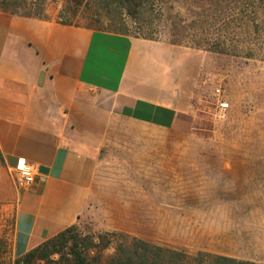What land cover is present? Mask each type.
I'll return each instance as SVG.
<instances>
[{"label":"crops","instance_id":"0c3cea01","mask_svg":"<svg viewBox=\"0 0 264 264\" xmlns=\"http://www.w3.org/2000/svg\"><path fill=\"white\" fill-rule=\"evenodd\" d=\"M45 13L0 10V212L11 218L12 258L86 219L149 242L264 264V194L219 195L258 184L250 180L257 175L218 171L226 183L203 171L178 178L137 170L134 181L113 174V161L101 155L128 136L130 146L148 143L152 162L161 158L159 133L192 128L183 115L197 67L169 44L62 24L46 6ZM17 157L36 169L26 189L15 184Z\"/></svg>","mask_w":264,"mask_h":264},{"label":"rangeland","instance_id":"374dc122","mask_svg":"<svg viewBox=\"0 0 264 264\" xmlns=\"http://www.w3.org/2000/svg\"><path fill=\"white\" fill-rule=\"evenodd\" d=\"M64 3L65 0H49L46 7L58 11ZM160 3L152 40L169 44L175 54L197 67L189 112L183 115L192 128L176 134L163 131L156 136L162 142L154 153L161 154L163 162L158 161L162 157L157 156L152 157L156 162L151 161L150 147L146 142L130 146L128 136L123 140L119 136V139L114 138V143L108 147L111 151L103 146L101 155L108 154L113 161L110 166L113 174L122 177L126 174L134 181H137V170L145 171L151 177L178 178L197 176L203 171V176L210 180H225L226 183L231 179L217 178L218 171L225 170L227 175H244L238 173L249 171L258 176L250 178L258 184L246 185L242 189L226 188L219 195L226 200L233 189L251 195L253 199L264 194V0H160ZM74 19L84 22L82 16ZM142 23L134 25L129 22L130 29L135 31L132 35L143 31ZM217 37L224 39V44L215 43ZM199 38L203 39L204 48L194 47ZM215 45L226 50L207 49ZM248 51L251 56L245 54ZM216 88L220 89L219 96H216ZM218 98L229 102V108L223 113H219ZM173 155L177 158L171 159L177 161L168 162ZM118 180L122 181L121 177ZM210 197L213 200L215 195L211 193ZM256 205L255 201L250 207ZM243 218L248 220L247 216ZM122 220L123 217L119 216L118 221ZM230 220L231 216L220 219L226 223ZM78 226L83 232L120 231L103 229L86 219L80 220ZM11 232V218L1 211L0 264H14L9 244ZM179 249L192 255L197 252L193 248ZM113 250L111 245L104 254Z\"/></svg>","mask_w":264,"mask_h":264},{"label":"trees","instance_id":"16d2710c","mask_svg":"<svg viewBox=\"0 0 264 264\" xmlns=\"http://www.w3.org/2000/svg\"><path fill=\"white\" fill-rule=\"evenodd\" d=\"M49 0H0V10L12 14L47 18L45 6ZM160 0H65L57 13L62 24L78 25L95 30L132 35L129 22L142 23L135 37L154 39V25L158 22ZM82 16L84 22L75 21ZM141 28V27H140ZM204 38V35H203ZM203 39L194 47L204 48ZM217 37V44H224ZM209 50L225 51L223 47ZM247 56L252 53L246 52ZM79 224L69 225L37 246L15 258L14 264H263L247 259L217 255L198 250L189 254L184 249L163 246L122 231L83 232ZM113 246L112 253L104 251Z\"/></svg>","mask_w":264,"mask_h":264},{"label":"built area","instance_id":"2783aa9c","mask_svg":"<svg viewBox=\"0 0 264 264\" xmlns=\"http://www.w3.org/2000/svg\"><path fill=\"white\" fill-rule=\"evenodd\" d=\"M216 96H219L220 89H215ZM217 107L219 113H223L224 110L229 108V102L223 99H217ZM14 179L17 188L26 189L34 181L36 169L32 163L27 161L24 157H17L14 167Z\"/></svg>","mask_w":264,"mask_h":264},{"label":"water","instance_id":"95a60500","mask_svg":"<svg viewBox=\"0 0 264 264\" xmlns=\"http://www.w3.org/2000/svg\"><path fill=\"white\" fill-rule=\"evenodd\" d=\"M38 170H39V171L46 172L45 170H47V169H45V167H43V166H40V167L38 168Z\"/></svg>","mask_w":264,"mask_h":264}]
</instances>
